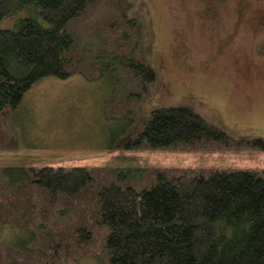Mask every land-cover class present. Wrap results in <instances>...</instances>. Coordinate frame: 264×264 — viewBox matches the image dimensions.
Here are the masks:
<instances>
[{
	"label": "trees",
	"instance_id": "1",
	"mask_svg": "<svg viewBox=\"0 0 264 264\" xmlns=\"http://www.w3.org/2000/svg\"><path fill=\"white\" fill-rule=\"evenodd\" d=\"M6 1L0 0V25L15 15ZM33 6L45 27L28 17L0 29V151L18 149L11 116L42 79L96 80L121 68L138 84L139 94L126 99L136 103L157 80L144 51L135 55L142 25L130 18V0H35ZM97 7L108 16H98ZM78 24H87L88 41ZM111 41L117 55L107 51ZM88 44L99 46L92 52ZM88 56L92 61L84 62ZM124 114L133 112L118 113ZM135 119L132 133L111 150L222 154L248 145L189 108H157ZM94 174L82 166L2 170L0 231L12 229L13 240L0 246V264H264V170L156 169L142 177L141 189L113 174L98 184Z\"/></svg>",
	"mask_w": 264,
	"mask_h": 264
},
{
	"label": "rangeland",
	"instance_id": "2",
	"mask_svg": "<svg viewBox=\"0 0 264 264\" xmlns=\"http://www.w3.org/2000/svg\"><path fill=\"white\" fill-rule=\"evenodd\" d=\"M130 1V18L142 25L135 55L144 51L156 73L152 90L140 103L127 101L129 94H139L138 84L120 67L116 76L108 73L96 80L80 75L64 81L42 79L24 94L11 116L8 129L19 146L0 151V172L23 166H82L95 171L98 184L113 174L141 189L142 177L156 169L264 170V0ZM6 2L15 15L6 17L1 30L18 19L37 18L35 0ZM96 12L108 16L101 7ZM37 22L47 25L40 17ZM87 27L78 24L83 41L91 38ZM108 44L107 51L117 55L115 42ZM93 45L88 49L95 52L99 45ZM165 107L189 108L231 140L248 142V148L217 154L177 147L156 155L145 149L111 150L114 142L132 133L136 116L141 120ZM121 110L133 115L119 117ZM11 232L7 227L0 231V246H5V238L13 240ZM99 262L85 259L81 264Z\"/></svg>",
	"mask_w": 264,
	"mask_h": 264
}]
</instances>
